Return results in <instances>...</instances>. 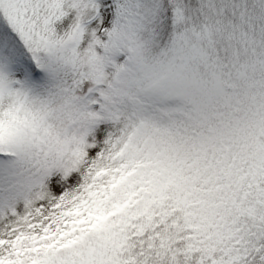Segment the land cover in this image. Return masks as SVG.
<instances>
[{"label": "snow or ice", "instance_id": "1", "mask_svg": "<svg viewBox=\"0 0 264 264\" xmlns=\"http://www.w3.org/2000/svg\"><path fill=\"white\" fill-rule=\"evenodd\" d=\"M0 264H264V0H0Z\"/></svg>", "mask_w": 264, "mask_h": 264}]
</instances>
